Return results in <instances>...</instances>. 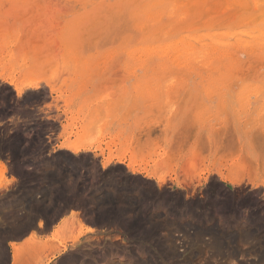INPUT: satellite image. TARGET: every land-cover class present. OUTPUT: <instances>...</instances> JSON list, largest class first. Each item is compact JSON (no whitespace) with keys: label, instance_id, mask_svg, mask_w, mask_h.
Listing matches in <instances>:
<instances>
[{"label":"rangeland","instance_id":"1","mask_svg":"<svg viewBox=\"0 0 264 264\" xmlns=\"http://www.w3.org/2000/svg\"><path fill=\"white\" fill-rule=\"evenodd\" d=\"M149 1L0 0V156L43 197L33 212L81 214L52 237L34 232L17 264H58L69 247H107L110 263L264 264V93L220 94L198 76L181 83L152 62L125 64L131 13ZM228 5L215 13L235 22ZM240 56L249 77L264 71V58ZM8 77L40 81L18 94ZM77 142L95 155L66 148ZM110 153L123 161L104 166ZM97 216L101 227L88 223Z\"/></svg>","mask_w":264,"mask_h":264},{"label":"bare ground","instance_id":"2","mask_svg":"<svg viewBox=\"0 0 264 264\" xmlns=\"http://www.w3.org/2000/svg\"><path fill=\"white\" fill-rule=\"evenodd\" d=\"M220 3H227V5L240 9L235 22L232 21L233 19L224 22L225 17L229 16L227 11L225 12L227 16L223 13L224 19L221 14L215 13L217 6L222 5ZM131 15L138 22V34L135 44H130L128 35L126 39L123 38L125 40L122 44L124 45L123 52L127 59L124 60L125 64L139 63L146 66V63L152 62L158 68L160 75H163L162 77L181 80V83H188L194 76H198L201 78V82H205L206 89L220 90V94L230 93L236 88L256 94L264 93V71L257 72L255 75L253 72L254 78L249 77L245 68H242L240 56V53H244L252 58L258 57L259 60L264 58V0H151L146 6L133 10ZM4 80L12 84L18 94L24 87L36 85L40 81L34 78L20 83L15 80V77L4 78ZM66 148L78 154L83 150H90L91 146L85 142H77L67 144ZM116 159L122 162L124 156L110 153L104 159L103 165L106 166ZM128 166L132 172H142V169H138L135 163H130ZM147 176L154 177L150 173ZM94 221L96 223L103 222L98 216ZM130 224L136 227L143 225V221L141 217H136ZM88 230L91 231L92 228L88 227ZM226 234L223 231L218 239L220 251L225 246V239L228 238ZM12 244L14 246V264H17L18 245L16 248L15 243ZM163 246L166 250L170 244ZM94 250L63 252L58 264H74L80 257L84 258L85 256L89 259L87 264H95L94 261L99 263L101 259L102 262L105 260L102 264H123L116 261L110 263L108 256L110 251L107 247L96 249L97 252ZM167 252L170 253L168 257L173 259L171 249H167ZM134 260V264L153 263L149 259L140 261L134 257Z\"/></svg>","mask_w":264,"mask_h":264},{"label":"crops","instance_id":"3","mask_svg":"<svg viewBox=\"0 0 264 264\" xmlns=\"http://www.w3.org/2000/svg\"><path fill=\"white\" fill-rule=\"evenodd\" d=\"M62 131V125L60 124L56 135L57 144L62 141L59 138ZM82 152H91L95 155L92 151L84 150ZM99 159L101 162L103 161L101 155H99ZM4 168L8 181L6 184L0 186V264H14V246L12 243H15V246H21L34 232L37 233L38 237L43 239L52 237L64 225L66 220L76 223L77 216L80 217L81 214L79 206H72L62 210L53 218L48 217L43 210L36 211V214L32 211V205L42 202L43 197L39 195V191L34 189L32 183L24 182V177L12 169L7 156H0V172ZM88 223L100 225L94 222ZM95 234H101L100 229L98 231L87 232L85 236ZM68 250L72 251L74 247H69ZM62 254L63 252L58 254L57 258H60Z\"/></svg>","mask_w":264,"mask_h":264},{"label":"water","instance_id":"4","mask_svg":"<svg viewBox=\"0 0 264 264\" xmlns=\"http://www.w3.org/2000/svg\"><path fill=\"white\" fill-rule=\"evenodd\" d=\"M254 216H256V214H254Z\"/></svg>","mask_w":264,"mask_h":264}]
</instances>
